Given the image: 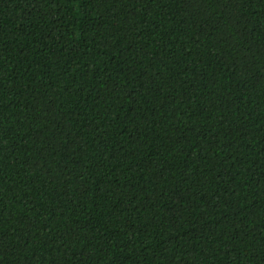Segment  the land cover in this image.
I'll return each instance as SVG.
<instances>
[{"label": "trees", "instance_id": "trees-1", "mask_svg": "<svg viewBox=\"0 0 264 264\" xmlns=\"http://www.w3.org/2000/svg\"><path fill=\"white\" fill-rule=\"evenodd\" d=\"M0 264H264V0H0Z\"/></svg>", "mask_w": 264, "mask_h": 264}]
</instances>
